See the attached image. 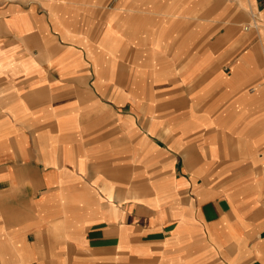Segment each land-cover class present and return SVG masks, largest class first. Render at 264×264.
Wrapping results in <instances>:
<instances>
[{
  "label": "crops",
  "instance_id": "crops-1",
  "mask_svg": "<svg viewBox=\"0 0 264 264\" xmlns=\"http://www.w3.org/2000/svg\"><path fill=\"white\" fill-rule=\"evenodd\" d=\"M0 264H264V0H0Z\"/></svg>",
  "mask_w": 264,
  "mask_h": 264
},
{
  "label": "rangeland",
  "instance_id": "rangeland-1",
  "mask_svg": "<svg viewBox=\"0 0 264 264\" xmlns=\"http://www.w3.org/2000/svg\"><path fill=\"white\" fill-rule=\"evenodd\" d=\"M170 173V170L168 171L166 168L163 169V173Z\"/></svg>",
  "mask_w": 264,
  "mask_h": 264
}]
</instances>
